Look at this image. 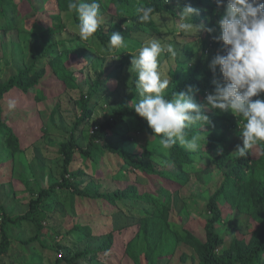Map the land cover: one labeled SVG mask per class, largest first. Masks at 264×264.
I'll return each mask as SVG.
<instances>
[{"label": "rangeland", "instance_id": "rangeland-1", "mask_svg": "<svg viewBox=\"0 0 264 264\" xmlns=\"http://www.w3.org/2000/svg\"><path fill=\"white\" fill-rule=\"evenodd\" d=\"M5 1L9 20L1 17L0 0V85L13 78L21 84L1 102L0 244L3 214L25 215L42 190L62 182L63 145L73 141L86 150L114 111L135 107L139 97L131 56L159 38L173 49L159 57L162 78L171 80L164 95L191 78L201 82L211 59L223 54L222 44L213 39L216 32L180 29L177 15L191 4L199 10L192 18L195 26L216 27L224 11L214 0H162L169 10L137 26L111 0H97L100 36L82 40L78 15L70 8L74 0ZM113 32L122 34L126 47L108 51ZM194 98L198 104L205 99L200 93ZM205 114L211 124L191 127L202 139L183 167H176L160 139L130 117L98 142L92 157L75 150L66 175L70 183L84 192L122 197L93 199L56 187L35 216L9 227L11 245L0 264H56L79 254L85 256L74 264H201L210 222L220 240L219 256L251 249L264 234V141L248 150L250 204L231 206L223 189L239 159L234 152L242 145L239 128L245 121L231 112ZM119 151L146 157L165 176L131 168ZM215 196L219 215L210 207Z\"/></svg>", "mask_w": 264, "mask_h": 264}, {"label": "clouds", "instance_id": "clouds-1", "mask_svg": "<svg viewBox=\"0 0 264 264\" xmlns=\"http://www.w3.org/2000/svg\"><path fill=\"white\" fill-rule=\"evenodd\" d=\"M169 2V0H168ZM217 8H223L216 27H197L192 23L198 14L191 4H185L177 17L178 27L196 33L205 31L222 44L223 54L215 55L209 69L215 75L219 70L222 82L216 83L214 90L207 94L202 104L196 103L194 94L199 89L189 85L187 92H175L172 99H166L164 90L171 80L162 78L159 71V57L165 51L172 52V46L162 45L159 38L149 39L131 56V70L135 71L138 101L134 112L146 120L152 137H160L164 148H172L177 143L190 151L197 150L201 135L190 140L185 132L194 125H210L206 110L231 112L243 117L245 123L239 128L242 145H237L234 153L240 157L248 150L264 141V0H214ZM79 18V36L87 40L98 30L101 22L100 4L97 0H74L70 5ZM139 22L152 19V7L140 8ZM126 47L120 32H113L108 42V51ZM256 97V99H253ZM15 107L14 103L9 104ZM222 152V149H218Z\"/></svg>", "mask_w": 264, "mask_h": 264}, {"label": "trees", "instance_id": "trees-1", "mask_svg": "<svg viewBox=\"0 0 264 264\" xmlns=\"http://www.w3.org/2000/svg\"><path fill=\"white\" fill-rule=\"evenodd\" d=\"M111 2L118 8L119 12H127L130 16V19L133 20L137 26L142 24L141 22H139L138 19L140 15V8L152 7L154 9L152 16L155 13H160L169 10L162 0H111ZM2 4L3 8L7 6L5 0H3ZM4 10L5 8L1 12V17L6 20H9V14H7ZM77 21L79 23L78 18ZM96 34L100 36V33L98 31H96ZM124 34H130L129 29H126V33ZM213 79H216V83L222 82L219 70H217L215 75L211 71L208 72L207 77L201 82L195 80L194 78H191L190 80L184 81L181 84H176L174 88L166 94L165 98L172 99L173 94L175 92H187L189 85H192L194 86V88L199 89L197 93H200L205 98L206 95L211 93L216 86V83H211ZM20 84V78H13L5 85H0V131L4 123L2 119V97L4 96V94L10 92L12 89H14L17 85ZM194 99L195 101L197 100L196 98ZM133 110L134 107H124L120 110L114 111V118L111 121L102 124L96 131H94L90 139V144L86 150L79 148L78 145H76L73 141L71 143L63 145L62 153L65 157V171L63 173L62 182L59 185L53 186L52 189L42 190L39 194L38 199L33 200L31 202L30 211L27 212L25 215L12 217L6 213L3 214L1 222L2 240L0 244V258L8 251L11 245V238L8 230L9 227L19 226L27 220L31 219L33 216H35L38 213L39 207L42 205L44 200L52 194L56 187H64L65 189L71 188L80 196H88L89 198L93 199L99 198L101 196L109 197L108 200L120 199L122 197L120 193H114L111 195H97L81 191L70 183L69 179L66 178V175L68 173L67 169L72 162L73 153L75 150H78V152L85 156L92 157L93 149L97 147L98 142L103 140L110 133L114 132L116 129L122 126L128 117L136 120V122L142 129L149 131L152 135L151 130L148 128L146 120L137 116ZM84 113L85 115H88V109H84ZM215 120L217 121L218 119L215 118ZM207 129H209V127H207ZM195 132H197L195 129H187L185 132V138L190 140L191 137L194 136ZM197 133L200 132L198 131ZM153 137H155L156 139H160V137L158 136ZM218 140H221V138L218 137ZM208 144L211 145V142ZM168 150L170 151L171 162L176 167H183L185 164L189 163L192 160V157L194 156L192 152H190L186 147L182 146L180 143H177ZM119 154L130 165L131 168L140 169L143 172L156 175L160 178L165 176L164 173L156 171L155 167L151 163L146 162V157H141L136 153H126L124 151H119ZM251 163L252 157L249 153L244 157L239 156L235 169L231 173H229V175H227L228 179L226 182V187L223 189V194L227 196L230 205H236L239 209H243L244 207H247L250 204V196L248 194V191L250 188L251 179L248 177V175L249 172L252 170ZM184 177L186 178L185 175ZM178 186L179 185H177V187ZM219 194L217 196H219ZM217 196L212 199L210 207L211 211L214 214L219 215L220 213L217 206ZM207 232L209 237L208 242L203 245L201 264H264V234L255 243V245L246 252L221 257L218 255V249L220 248V240L218 235L214 232V226L212 222L208 224ZM84 256V254H79L76 255L73 259H59L57 260L56 264H62L63 262H66L68 264H74Z\"/></svg>", "mask_w": 264, "mask_h": 264}]
</instances>
